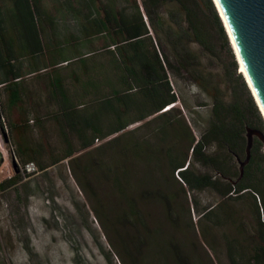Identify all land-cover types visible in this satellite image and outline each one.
I'll use <instances>...</instances> for the list:
<instances>
[{"label": "trees", "instance_id": "16d2710c", "mask_svg": "<svg viewBox=\"0 0 264 264\" xmlns=\"http://www.w3.org/2000/svg\"><path fill=\"white\" fill-rule=\"evenodd\" d=\"M52 1L60 5L59 14L65 19L54 18L48 12L45 0H0V91L7 95L5 114L8 116L10 109H15L18 114L9 127L11 131L20 133V126L29 117L30 107L23 106V101L34 97L35 93L26 84L28 78L34 77L32 80H38L43 85L46 98L59 102V112L73 109L68 101L78 99L85 102L86 130L92 131L94 136L89 138L86 132L77 133L79 151H84L79 156H75L73 151L61 149L57 152L60 156L52 158L49 165H43L38 163L42 149H37L31 151L33 155L29 159L37 163L40 171L67 161L72 174L79 179L76 171L86 174L90 167L84 165L81 169L77 162L79 157L88 155L90 164L97 166L106 182L117 179L115 168L127 166L125 162L148 160L157 163L160 161L158 151L149 149L148 153H144L138 143L123 144L115 157L101 163H95L90 151H93L95 142L105 140V136L95 137L100 135L98 131L111 128L106 135L118 134L98 147L97 150L103 156L122 140L123 131L129 125L148 118L154 121L167 116L164 120L166 124L161 127L165 131L163 141L180 140V130L172 129L178 125L176 118L171 115L177 106V98L167 76L168 72H176V66L186 70L194 59L193 54L182 45L183 40L193 42L209 53L215 50L217 39L223 40L228 46V35L213 1L140 0L138 5L137 0H123L131 6V14L117 7V0ZM162 6L173 7L166 13V19L174 26L155 14V10ZM59 23H63L69 32L67 41H52L48 37L47 30L54 31ZM161 36L170 45L173 62L162 45ZM98 39L102 41L101 47L93 48L92 42ZM84 45L86 52L83 54L80 47ZM229 53L232 55L230 48ZM235 70L234 64L233 75ZM242 77L239 74L237 78L244 93L238 92L234 86L235 80L231 77V101L226 104L214 98L209 127L198 141L190 140L189 158L187 155L182 160H175L176 148L173 146L167 148L165 158L172 177L177 170L188 193L209 189L226 200L241 198L245 194L251 196L258 243L252 248V255L245 260L246 263L241 264H264V176L259 170L264 157L259 153L260 142L254 141L250 161L244 167L241 178L240 173H235L229 165L234 157L237 158L246 149L247 139L244 135L247 127L264 134L263 117ZM169 106L172 107L163 113ZM3 113L0 111L2 128L6 127ZM58 118L55 120L59 121ZM182 134L185 139L186 132L182 130ZM67 137H60L59 142L70 144ZM210 144H216L226 153L223 156H209L205 151ZM47 146L51 153L52 144L47 142ZM130 148L134 150L132 153ZM193 162L216 174L194 173L190 168ZM15 177L2 182L0 190L14 186ZM138 200H125L126 212L119 217L122 225L132 227V232L128 233L127 239L112 242L121 264H137L139 259L146 258L142 247L146 245L148 237L161 235L157 229L146 231L145 217L138 209ZM212 211L203 213L201 217L209 218L214 213ZM235 219L233 215L228 218L230 222ZM102 228L107 234L106 227ZM203 242L209 246L206 240ZM210 249L213 251L212 247ZM227 249L231 264H238L237 259L242 256L235 245H229ZM173 260L175 264H180L178 255H173Z\"/></svg>", "mask_w": 264, "mask_h": 264}, {"label": "rangeland", "instance_id": "374dc122", "mask_svg": "<svg viewBox=\"0 0 264 264\" xmlns=\"http://www.w3.org/2000/svg\"><path fill=\"white\" fill-rule=\"evenodd\" d=\"M137 1L140 5V0ZM45 2L54 18H64L59 14V4L52 0ZM116 6L127 14L133 12L123 0H117ZM171 9L173 7L162 6L155 10V14L174 26L166 19V13ZM160 38L173 62L170 45L163 36ZM227 39L229 47L223 40L217 39L215 50L210 53L193 42L183 40L182 45L193 54L194 59L186 70L175 65L176 72H168V81L177 98V106L171 115L178 125L172 129L180 130V140L163 141L165 131L161 127L166 124L165 116L154 121L148 118L131 125L129 131L123 133L122 140L103 156L97 149L108 140L95 142L93 151H90L95 163L115 157V153L127 142L140 144L144 153H148L149 149L158 151L160 161L157 163L147 160L125 162L127 166L124 167L116 166L114 173L117 179L112 183L102 179L97 166L90 164L88 155L79 157L77 162L81 169L84 165L90 167L86 174L76 171L79 179L72 174L67 161L40 171L37 163L29 159L33 155L31 151L42 149L38 163L49 165L52 158L60 156L57 153L61 150L59 139L54 138L52 133L48 138L31 139L30 132L25 130L28 151L21 154L20 133L11 131L9 127L18 114L15 109H10L8 116L5 114L7 95L0 91V111L4 112L9 140V158L0 161V184L16 176L14 186L0 190V264H121L112 242L127 239L128 233L132 232V227L124 226L119 221L121 214L126 212L124 204L127 199H139L138 209L145 217L146 231L157 229L161 233L148 237L146 245L142 247L147 257L139 259L137 264H175L173 255H178L180 264H231L227 249L229 245H235L242 256L237 263H246L245 260L252 255V248L258 243L251 196L245 194L241 198L226 200L209 189L188 193L177 170L172 177L165 158V152L171 146L176 148L175 160H182L187 155L189 158L190 140L198 141L209 127L214 98L226 104L231 101L229 78L235 80L234 86L238 92L244 93L237 78L240 74L238 63L228 36ZM153 43L156 46L155 40ZM101 45L99 39L92 42L93 48L99 49ZM80 51L83 54L86 52L85 45L80 47ZM234 64L236 70L233 75ZM32 78L26 82L30 88ZM38 87L42 93L43 85L38 84ZM182 130L186 132L185 139L182 138ZM255 140L258 138L254 137ZM258 141L261 145L258 147L259 153L264 157L263 144ZM47 142L52 144L51 153L48 152ZM39 143L45 147L38 148ZM129 150L131 153L134 151ZM205 152L211 157L226 153L216 144L207 146ZM245 158L246 151H243L230 161L229 165L235 173H240L238 161L243 162ZM28 162L35 164L37 173L25 179L19 173L18 166ZM190 168L194 173L216 174L194 162ZM259 170L264 176V160ZM211 209L214 213L209 218L201 217ZM260 214L262 220L261 210ZM230 215L236 219L230 222ZM102 225L106 227L107 234ZM204 240L213 251L205 245Z\"/></svg>", "mask_w": 264, "mask_h": 264}, {"label": "water", "instance_id": "95a60500", "mask_svg": "<svg viewBox=\"0 0 264 264\" xmlns=\"http://www.w3.org/2000/svg\"><path fill=\"white\" fill-rule=\"evenodd\" d=\"M212 1L217 11L219 9V17L223 19L225 31L228 32L227 35L264 115V0ZM245 132L246 158L243 162L238 161L240 178L243 176L244 167L250 161L254 137L262 142L264 148V135L261 131L247 127ZM5 142L8 143L6 137ZM13 168L17 172L15 164Z\"/></svg>", "mask_w": 264, "mask_h": 264}, {"label": "crops", "instance_id": "0c3cea01", "mask_svg": "<svg viewBox=\"0 0 264 264\" xmlns=\"http://www.w3.org/2000/svg\"><path fill=\"white\" fill-rule=\"evenodd\" d=\"M48 37L51 38L52 41L63 42L64 40H68L69 32L67 28L63 25V23H59L57 28L54 31L47 30ZM65 65V63H64ZM31 84V92L36 94V97H33L29 100H24L23 106H29V117L28 122L27 119L23 123L22 127L20 126V147L22 152L28 151V145L25 140V130L30 132L29 136L31 139L34 137L37 139L47 138L48 135L46 133H52L54 138L60 139V137L68 136L70 139V144L59 143L60 149L64 151H73L75 156L81 155L84 151H79V142L77 141L79 132H86L89 138L94 136V133L90 130H86L85 126V115L87 110L85 109V105L83 101L71 100L68 101L69 104L72 105L73 109H69L68 111L57 110V105H59L56 100L47 99L43 91L39 90L38 84H41L38 80H32ZM34 94V95H35ZM66 103V105H69ZM63 105V104H61ZM172 106H169V108ZM168 110V109H167ZM165 113L166 111H162ZM168 112V111H167ZM56 117H59V121L55 120ZM129 125L125 131H129ZM111 128H105L104 130L98 131L100 135H95V137L100 138L105 136V140H110L116 137L115 135H106L108 130ZM36 136H34V134ZM59 134H62L60 136ZM99 142V141H98ZM37 146L45 147L43 144L39 143ZM95 146V145H94Z\"/></svg>", "mask_w": 264, "mask_h": 264}, {"label": "built area", "instance_id": "2783aa9c", "mask_svg": "<svg viewBox=\"0 0 264 264\" xmlns=\"http://www.w3.org/2000/svg\"><path fill=\"white\" fill-rule=\"evenodd\" d=\"M169 107H166L163 111H166ZM3 120L0 118V122ZM8 130L4 126L3 128L0 126V161L8 160L9 158V152L7 149L8 143L5 142V137L7 138ZM18 171L21 174L22 177L29 178L32 175L37 173V168L33 162H28L22 165L18 166ZM178 175V171H177Z\"/></svg>", "mask_w": 264, "mask_h": 264}, {"label": "bare ground", "instance_id": "6f19581e", "mask_svg": "<svg viewBox=\"0 0 264 264\" xmlns=\"http://www.w3.org/2000/svg\"><path fill=\"white\" fill-rule=\"evenodd\" d=\"M215 4H216V3H215ZM216 6H217V5H216ZM217 8H218V7H217ZM218 13L220 14L219 9H218ZM220 15H221V14H220ZM221 20H223V19H221ZM222 22H223V21H222ZM223 25H224V22H223ZM225 30H226V27H225ZM227 33H228V32H227ZM228 38H229V40H230V37H228ZM230 44H231V46H232L233 52H234V54H235L236 61H237V63H238L239 73H240V74L244 77V79L246 80L247 86H248V88H249V90H250V92H251V94H252V96H253V98H254V100H255L257 106H258V108L260 109V107H259V105H258V103H257V101H256V99H255V96H254V94H253V92H252V90H251V87H250V85H249V83H248V81H247V78H246L245 73H244V71H243V69H242V66H241V64H240V61H239V59H238V56H237V54H236V52H235V49H234V47H233V44H232L231 40H230ZM260 113H261V115H262V117H263V120H264V115H263L261 109H260Z\"/></svg>", "mask_w": 264, "mask_h": 264}, {"label": "clouds", "instance_id": "9594fccd", "mask_svg": "<svg viewBox=\"0 0 264 264\" xmlns=\"http://www.w3.org/2000/svg\"><path fill=\"white\" fill-rule=\"evenodd\" d=\"M169 109V108H168Z\"/></svg>", "mask_w": 264, "mask_h": 264}]
</instances>
